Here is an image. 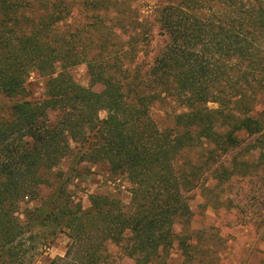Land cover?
Segmentation results:
<instances>
[{"label": "trees", "instance_id": "16d2710c", "mask_svg": "<svg viewBox=\"0 0 264 264\" xmlns=\"http://www.w3.org/2000/svg\"><path fill=\"white\" fill-rule=\"evenodd\" d=\"M79 64L101 91L73 78ZM32 72L50 75L43 100L29 98ZM263 94V0H160L146 16L131 0H0V95L23 98L0 103V264H36L37 229L52 224L70 242L48 264H112L110 243L136 264H166L174 246L193 262L192 191L232 178L224 158L241 134L264 144L252 114ZM167 101L187 110L161 128L151 108ZM84 163L128 175L130 203L96 193L73 205L67 184ZM41 186L54 187L51 210L22 218Z\"/></svg>", "mask_w": 264, "mask_h": 264}, {"label": "rangeland", "instance_id": "374dc122", "mask_svg": "<svg viewBox=\"0 0 264 264\" xmlns=\"http://www.w3.org/2000/svg\"><path fill=\"white\" fill-rule=\"evenodd\" d=\"M159 1L131 0V3L133 8L146 16ZM137 12L136 10L132 13L133 16L128 19L129 21L126 20L130 34L125 35L123 40H129V35H134L133 24L139 18ZM75 14L77 17V11ZM156 33L157 29L154 28L151 48L160 43V37ZM139 41H135L132 48L138 51V62H141L144 55L141 48L143 45ZM70 73L82 86L96 91L103 89L102 83L92 81L86 64L73 67ZM49 78L50 75L32 72L27 79L29 98L43 100L46 97L45 90ZM22 99L0 95V103L6 108ZM211 107L216 105L211 104ZM186 110V105L178 101L158 102L151 108L153 117L161 128L173 126L175 114ZM252 114L255 117L261 115L264 121V94L260 96V101ZM101 115L104 117L106 113L102 112ZM256 137L258 135L241 134L242 144L224 158L225 161L233 160L235 163V171L229 181L219 183L216 179L210 178L206 185L192 191L191 228L195 231L194 241L198 244L194 258L196 260L193 262L186 260L182 251L174 246L166 264H237L240 260H242L241 264H245V260L246 264H259L260 258L254 262L252 256L255 251L261 250L260 248L264 246V144L252 148ZM83 166L90 167L91 171L84 173L81 179L73 178L67 184V191L72 195L73 205L80 203L84 208H88L89 195L96 193L112 195L122 199L125 204L130 203L131 192L135 185L128 175L111 173L108 164L84 163ZM69 167L70 160L65 159L55 172L67 173ZM244 172L245 176H243ZM53 191L54 187H39V196L21 205L20 216L23 218L24 211L38 207L43 211H50L52 205L49 201ZM37 230L41 232V235L38 237L36 264H48L53 258L65 255L70 240L65 233L60 232L58 226L52 224L44 230ZM248 232L254 235V241L246 242L251 243L247 250L245 249L247 245L241 246L242 243L241 240L238 241V237ZM109 250L112 255L110 258L112 264H136V259L125 254L121 246L110 243Z\"/></svg>", "mask_w": 264, "mask_h": 264}, {"label": "crops", "instance_id": "0c3cea01", "mask_svg": "<svg viewBox=\"0 0 264 264\" xmlns=\"http://www.w3.org/2000/svg\"><path fill=\"white\" fill-rule=\"evenodd\" d=\"M253 237H254V235L253 234H250L249 232L248 233H246V234H242V235H240L239 237H238V241H240L242 244H241V246H245V245H247V247H245V249H247L248 250V247L251 245V243H253ZM250 241L251 243H246L247 241ZM246 243V244H245ZM254 246V245H253ZM261 250H259V251H255V253H254V255L252 256V257H254V262H257L258 260H257V258H260V261H259V264H264V246H262L261 248H260ZM250 251H251V249H249ZM257 254H259L258 256H257ZM241 262H242V260H240L237 264H241ZM245 262V264H246V260L244 261ZM250 263H252V262H250Z\"/></svg>", "mask_w": 264, "mask_h": 264}]
</instances>
